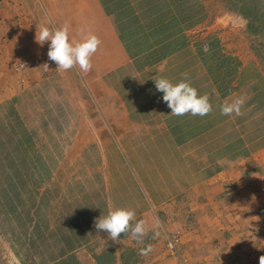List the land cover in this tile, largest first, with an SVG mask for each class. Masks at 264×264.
<instances>
[{
    "label": "crops",
    "instance_id": "crops-1",
    "mask_svg": "<svg viewBox=\"0 0 264 264\" xmlns=\"http://www.w3.org/2000/svg\"><path fill=\"white\" fill-rule=\"evenodd\" d=\"M113 1L0 0V73L9 74L0 80L2 97L37 93L44 72L56 73L57 81L67 76L81 88L78 111L54 116L64 123L43 132L48 139L37 145V207L43 216L36 224L40 233L55 234L54 242L61 243L53 247L62 250L49 264L68 255L78 264H95L94 255L110 247L115 264H122L128 250V264H182L166 248L169 235L177 237L187 264H259L264 258V132H238L234 120L232 128L222 130L218 108L204 117H177L161 98L131 97L138 90L133 95L126 90L129 75L149 72L180 44L139 63L140 56L155 54L132 50ZM43 26H67L70 41L95 35L100 43L90 57L91 69L63 70L45 62L48 42L39 45L34 39ZM154 29L152 44L168 43L184 31L180 26L162 35L163 28ZM79 80L95 101L85 96ZM198 83L194 88L200 94ZM146 91L157 90L154 85ZM222 99L209 100L214 106ZM114 208L135 212L129 229L115 241L94 227L97 217ZM141 220L145 234L133 239L131 227Z\"/></svg>",
    "mask_w": 264,
    "mask_h": 264
},
{
    "label": "rangeland",
    "instance_id": "rangeland-1",
    "mask_svg": "<svg viewBox=\"0 0 264 264\" xmlns=\"http://www.w3.org/2000/svg\"><path fill=\"white\" fill-rule=\"evenodd\" d=\"M112 3L124 21L123 28L130 32L132 50L142 48L143 52L155 54L140 56L139 63L180 44L172 56L157 63L153 61L158 66L149 72L129 75L126 90L131 95L138 90L131 97L161 98L159 91H146V86L147 90L154 87L151 76L175 83L186 75L191 86L199 82L201 95L223 98L212 105V109L219 110L222 130L232 128L234 120L238 132L252 130L254 136L264 132V29L258 20L248 21L232 9L228 0H114ZM172 17L171 24L159 25ZM180 26L184 29L182 35L174 33L168 43L152 44L157 36L152 33L154 28H163L160 31L165 30L164 35ZM6 75L9 74L0 73V80ZM61 76V81H57L56 73L44 72L37 93L25 92L22 99L18 95L12 100L2 97L0 82V264H49L62 251L53 247L61 243L54 242L55 234L38 231L36 221L43 213L37 207L35 178L39 170L37 156H40L37 145L48 139L42 133L47 134V130L64 123L54 120V116L76 112L80 106L76 94L80 86L74 88L72 79ZM79 82L85 96L96 99ZM142 82L145 85H139ZM113 87L118 90V86ZM29 90L32 91H24ZM237 97L245 101L241 115H221L220 105ZM250 98L254 100L249 102Z\"/></svg>",
    "mask_w": 264,
    "mask_h": 264
},
{
    "label": "clouds",
    "instance_id": "clouds-1",
    "mask_svg": "<svg viewBox=\"0 0 264 264\" xmlns=\"http://www.w3.org/2000/svg\"><path fill=\"white\" fill-rule=\"evenodd\" d=\"M35 41L39 45L48 42L47 57L54 61L56 67L68 70L74 66L79 67L82 72L91 69L90 57L97 50L100 43L95 35H88L81 41H70L68 27L50 29L43 26L39 33H35ZM155 89L162 93V101L166 103L173 116H184L186 113L192 116L204 117L212 111L207 94H198L197 90L187 81L185 75L183 79L173 83L167 78L161 77L153 79ZM243 97H237L231 102L220 105V114L223 116L241 115V106L244 104ZM135 217L133 210L125 208H114L106 215L99 216L94 221V227L98 231L107 233L108 237L115 241L121 233H125L130 227V221ZM145 234L144 222L137 221L131 227L133 239H140ZM150 249H142L146 253ZM259 264H264V258H259Z\"/></svg>",
    "mask_w": 264,
    "mask_h": 264
},
{
    "label": "trees",
    "instance_id": "trees-1",
    "mask_svg": "<svg viewBox=\"0 0 264 264\" xmlns=\"http://www.w3.org/2000/svg\"><path fill=\"white\" fill-rule=\"evenodd\" d=\"M232 9L239 12L248 21L258 20L260 27L264 29V0H228ZM251 26V25H250ZM229 58V57H228ZM226 58V59H228ZM132 252L126 251L125 257L121 256L122 264H128ZM95 264H115L113 249L110 247L99 254L94 255ZM51 264H78L73 255H68L60 261Z\"/></svg>",
    "mask_w": 264,
    "mask_h": 264
},
{
    "label": "built area",
    "instance_id": "built-area-1",
    "mask_svg": "<svg viewBox=\"0 0 264 264\" xmlns=\"http://www.w3.org/2000/svg\"><path fill=\"white\" fill-rule=\"evenodd\" d=\"M176 244H177V237L175 235H169L166 239V247L168 251L171 254H174L175 256L179 257L182 264H187L186 260L180 256Z\"/></svg>",
    "mask_w": 264,
    "mask_h": 264
}]
</instances>
